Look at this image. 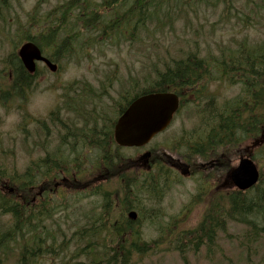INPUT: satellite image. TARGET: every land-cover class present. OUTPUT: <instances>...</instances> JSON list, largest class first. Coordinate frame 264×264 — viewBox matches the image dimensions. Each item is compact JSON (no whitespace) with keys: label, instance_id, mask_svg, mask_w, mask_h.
Returning a JSON list of instances; mask_svg holds the SVG:
<instances>
[{"label":"trees","instance_id":"obj_1","mask_svg":"<svg viewBox=\"0 0 264 264\" xmlns=\"http://www.w3.org/2000/svg\"><path fill=\"white\" fill-rule=\"evenodd\" d=\"M10 1L0 0L2 26L0 36L11 49L1 60L0 106L3 109L16 101L24 102L36 84L39 71L28 74L16 54V50L24 42L35 44L52 62H57L72 54L74 45L83 33L93 34L100 31L104 37H110L116 33L120 25L130 23L133 18L136 19V23L143 20L158 22L159 15L170 18L169 12L172 9L169 4L172 0H99L94 9L89 7L91 0H68L41 18L38 17V7L44 0H38L34 11L28 15L25 23L20 24L8 14L12 6ZM130 1L132 10L127 17L120 15L111 21L107 28L101 30L98 28V21L104 9ZM244 1L245 7H253L250 13L257 15L256 9L259 8H256L251 0ZM71 20L73 24L70 23ZM252 26L248 19L242 20L244 32ZM258 29L261 32L258 41L252 42L246 34L239 39L231 38L227 44L217 45L215 52L208 56L198 57L197 54H189L185 59L173 60L170 65L165 64L162 71L155 72L150 84L144 87L137 86L136 91H132L131 83V90L123 92L117 102L114 101L115 117L112 119L97 111L87 114L79 107L81 97L86 93L84 90H88L89 87L87 82H81L84 83V90L74 94L63 108H56L49 114L51 123L57 125L60 123L58 112L61 109L66 110L74 114L76 122L73 121L70 128L60 123L64 134L57 135L58 145L54 149H48L46 145L49 137L48 128L43 122H38V125L44 128L42 131L46 133L42 143L35 144L39 152L38 157L31 160L21 174L24 184L20 186L16 167L10 172L0 162V182L7 180V183L23 196L18 203L16 195L3 196L0 193V217L10 218L12 225L3 229L0 235V251L5 253L8 245L14 243L19 247V261L23 264L38 259L39 250L44 244L41 243V236L37 232L43 231L44 220L51 219L54 215L51 210L53 207L49 209L47 203V196L52 194L50 190L53 193L75 192L86 190L96 182H112L114 186L112 190L103 191L102 194L100 187L93 190L91 196L101 195L98 213L85 215V226L78 227L73 234L78 246L84 243V247L91 251L88 254L77 249L71 256L72 260L85 257L92 260L90 264H97L100 255L103 262L98 264H116L117 260L118 264H129L133 255H144L152 250L151 244L157 245L162 238L177 233L173 241L177 242L178 246L174 250L182 254L181 258L184 260L186 249L193 252L200 249L209 252L214 249L219 235L226 233L228 223L246 226L251 233L250 236L264 235V174H262L258 184L245 193L228 190L222 192L218 189L211 194L212 190L207 187L206 194L201 190L192 202L195 207L200 203L197 202L200 196L209 194L208 201L203 204L204 211L200 223L181 235L180 232H175V228L170 224L164 229L160 216L151 214L153 222L158 225V229L156 228L158 238L150 243L141 241L140 234L134 227L138 222L127 220L124 213L134 209L136 199H139L138 203L147 197L160 200L163 193L169 190L172 173L157 162L152 173L130 177L131 174L126 171L127 163H124L125 159L121 154L122 149L115 146L112 140L113 125L131 100L151 92H174L182 103L193 108L197 119V125L189 135L185 160L194 166V171L205 174H202V179L209 182L210 175L219 171V164L216 163L213 167L199 165L196 169L195 160L202 159L204 162L210 159L219 160L223 154L222 158L225 161L227 153L231 152L235 157L238 154L237 149L245 142L251 141L256 145L264 140V26H259ZM216 81L237 88L235 95L221 99L209 93V97H206L207 86ZM187 93H190L193 99H189ZM99 122H103L101 126ZM90 150L97 152L98 160L92 167L93 171L90 169L87 172L102 177V180L85 181L82 177L84 174L82 165L86 152ZM39 186L42 187V191L38 190ZM21 201L23 204H20ZM66 208L62 204L55 211L61 213ZM115 211H120L118 219L120 221L113 220ZM97 245L104 248V256L102 253L96 255L94 249Z\"/></svg>","mask_w":264,"mask_h":264},{"label":"rangeland","instance_id":"obj_2","mask_svg":"<svg viewBox=\"0 0 264 264\" xmlns=\"http://www.w3.org/2000/svg\"><path fill=\"white\" fill-rule=\"evenodd\" d=\"M37 1L11 0L12 6L8 14L15 22L25 23L28 15L36 8ZM66 1L68 0H44L38 7V17L43 18L47 12L61 7ZM251 1L259 8H255L257 15L250 13L253 7H245L244 0H172L169 3L172 7L170 18L159 15L158 22L154 20L153 23L146 20L136 23L133 18L130 23L120 25L110 37H104L100 31L93 34L81 33L83 36L74 45L72 54L55 62L59 67L56 73H50L40 64L37 66L39 74L36 84L24 102L16 101L6 109L0 106V162L4 164L2 166L10 172L16 167L18 174H21L31 160L38 157L39 152L35 144L42 143L46 132L33 120L43 122L48 128L47 148L54 149L58 145L57 135L62 133L51 124L49 114L56 108H63L74 94L83 91L84 83L81 82H87L89 87L84 90L86 93L81 97L79 107L87 114L97 111L112 119L115 117L114 101L117 102L120 94L131 90V83L132 91L138 90L137 86L150 84L155 72L162 71L165 64L170 65L173 60L185 59L189 54L208 56L215 52L217 45L227 44L231 38L239 39L245 34L252 42L258 41L261 38L258 27L264 26V0ZM98 2L99 0H91L90 9H94ZM191 3L195 4L190 5ZM130 5L131 1L122 2L120 6L104 9L98 21V28H107L110 22L120 15L127 17L132 10ZM246 19L253 26L244 32L242 20ZM70 23L74 22L71 20ZM10 50L9 44L2 41L0 36V69L1 60ZM206 89L207 97L211 93L221 99L232 97L237 91V88H231L224 82H212ZM193 111L190 105H185L175 115L170 127L146 147L122 150L121 154L126 160L124 161H130L134 169L146 171L148 169L140 156L148 151L151 152L152 158L167 160L172 164L183 163L181 165L185 168L189 165L185 161V155L188 153L187 142L190 141L192 129L197 125ZM71 117L64 110H60L59 118L63 123L70 124L67 121L72 119ZM250 142L242 144L241 151L238 152H251L255 156V163L264 174V145L257 151H251ZM222 155L219 160L215 159L220 165L219 171L210 175L211 180L206 183L212 190L211 194L215 189L222 192L228 190L222 186L226 169L237 165V156L231 158L230 165L224 161ZM96 160L97 152L90 150L83 169H92ZM190 166L193 169L194 166ZM168 168L172 173L170 180L175 183L171 184L165 195L157 201L145 199L138 203L139 200H136L133 204L138 215V224L134 227L143 242L150 243L158 238V225L153 222L151 214L160 216L164 229L170 224L175 228V232H180L181 235L200 223L204 211L203 204L209 199V194L200 196L197 200L200 203L193 207L192 202L205 184V181H201L202 175L195 172L187 176L186 173L173 170L169 166ZM96 176L89 177L86 172L82 177L87 181L95 180ZM113 186L112 182H96L86 190L75 192L53 193L50 190L52 194L47 196V203L49 209L53 207L51 210L54 215L51 219L44 220L43 231L38 230L44 246L39 250L38 259L29 264H90L92 260L85 257L72 260L71 256L77 249L88 254L91 251L84 247V243L78 246L73 234L78 227L85 226V215L98 213L101 200L97 196H91L93 190L100 187L103 191H109ZM62 204L67 207L66 210L57 213L55 210ZM153 208L156 211L153 212ZM119 215L120 211H115L113 218L118 219ZM10 224V218L0 217V235ZM176 235L178 233L171 237L168 235L166 238L169 240L162 238L157 245L151 244L152 250L144 255H133L129 264H264V235L250 236L246 226L228 223L226 233L219 235L214 249L209 252L205 249L195 252L186 249L184 260L181 258L182 254L174 250L178 246L177 242L173 241ZM18 238L17 241L20 240V237ZM8 246L5 253L0 251V264H23L18 262L19 247L14 243ZM101 252L103 255L104 250L97 245L96 255ZM100 261L99 255L97 263Z\"/></svg>","mask_w":264,"mask_h":264},{"label":"water","instance_id":"obj_3","mask_svg":"<svg viewBox=\"0 0 264 264\" xmlns=\"http://www.w3.org/2000/svg\"><path fill=\"white\" fill-rule=\"evenodd\" d=\"M17 56L23 68L33 74L36 62L44 63L54 73L57 66L42 57L40 50L31 42L22 44ZM178 107V100L172 94H148L134 100L117 119L113 129V139L123 148L145 146L159 132L163 131ZM259 173L248 158H241L237 167L229 174V180L238 191H246L255 186ZM12 191V190H11ZM130 220L136 219V213L129 212Z\"/></svg>","mask_w":264,"mask_h":264},{"label":"flooded vegetation","instance_id":"obj_4","mask_svg":"<svg viewBox=\"0 0 264 264\" xmlns=\"http://www.w3.org/2000/svg\"><path fill=\"white\" fill-rule=\"evenodd\" d=\"M146 167L148 168V170H152L154 167V161L151 160V156L149 159H147V163H145ZM183 164V163H181ZM177 165V164H172L173 170L179 171V172H186V175L190 174V172L188 170H186L185 168H183L182 165ZM24 184V181L21 182V185ZM23 188V187H22ZM39 191H42V187L39 186ZM19 199L22 200L23 196L21 193H19ZM20 204H23V201L20 202ZM37 211V210H36Z\"/></svg>","mask_w":264,"mask_h":264}]
</instances>
